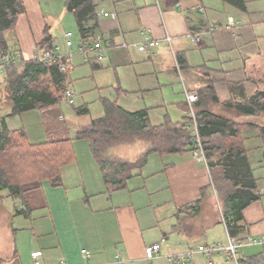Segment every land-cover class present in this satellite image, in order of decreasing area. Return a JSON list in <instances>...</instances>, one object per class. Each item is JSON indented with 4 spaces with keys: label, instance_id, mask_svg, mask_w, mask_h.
<instances>
[{
    "label": "crops",
    "instance_id": "0c3cea01",
    "mask_svg": "<svg viewBox=\"0 0 264 264\" xmlns=\"http://www.w3.org/2000/svg\"><path fill=\"white\" fill-rule=\"evenodd\" d=\"M65 1L22 0L24 12L17 16L13 29L3 32L5 51H19L22 58L30 59L44 37L61 52L66 51L62 45L65 31L61 28L58 32V28L65 20L70 24L74 20L76 25L77 21L73 14L70 19H61ZM93 1L97 15L85 27L88 32L98 31L109 45L110 52L103 60L113 56L114 68L129 65L150 82L154 74L148 72L149 65L154 70L158 66L167 75L174 73L181 80L183 96L184 88L197 93L196 113L205 111L238 123L239 145L259 197L241 210L242 218L237 222L241 230L233 239L241 242L248 236H264V145L259 133L264 118L226 106L227 102L245 103L264 90V0H243L244 10L227 0H159L157 4L154 0ZM104 12H115L116 18L103 17ZM227 18L240 21L242 28L204 36L200 44L187 35L206 24L224 25ZM142 29L158 41L156 47L139 52L144 54L115 47L123 41L143 40ZM166 35L171 37L170 45L164 40ZM81 36L79 33L76 41ZM100 63H83L80 58L76 69L81 64L100 69ZM3 80L0 77V121L3 119L10 130L22 129L30 143L72 139L76 155L62 168L60 185L44 180L23 186L15 196L0 195V218L5 219L0 220V264H29L33 256L42 264H59L61 260L64 264H160V258H145L146 246L159 243L165 258L169 253L223 240L219 233L226 236L223 243L227 242L222 193L211 181L207 159L204 162L194 157L190 149L152 153L125 187L116 189L103 180L89 142L79 145L81 149L75 146L80 144L74 139L79 128L56 119L52 125L55 112L44 108L10 115V102L2 101ZM124 109L134 112L146 108ZM185 113L183 98L178 118H168L184 125ZM163 120L150 123L159 125ZM220 158L218 153L208 156L212 162ZM256 246L263 249L253 255L242 251L251 246L239 248L237 263L220 253L211 263L197 254L201 256L182 264H202L201 260H206L205 264H246L252 256L261 254L264 258V245ZM82 249L88 253L86 261Z\"/></svg>",
    "mask_w": 264,
    "mask_h": 264
},
{
    "label": "trees",
    "instance_id": "16d2710c",
    "mask_svg": "<svg viewBox=\"0 0 264 264\" xmlns=\"http://www.w3.org/2000/svg\"><path fill=\"white\" fill-rule=\"evenodd\" d=\"M227 1L240 10L245 8L243 0ZM65 9L75 16L79 33L82 36L89 33L85 24L97 15L94 1L66 0ZM23 12L22 0H0L2 54L6 53L3 32L13 29L17 16ZM39 47L48 50L52 43L44 37ZM5 70L2 101L10 102V115L56 105L64 96L66 74L56 65L21 57L20 62H14ZM102 105L103 114L80 128L74 139L89 142L103 180L114 188H124L126 181L146 163L150 154L190 149V135L183 124L164 117L162 123L152 125L146 109L131 112L107 99H103ZM226 106L247 115H264V90L257 91L245 103L227 102ZM76 110L79 114L87 112V108ZM196 116L211 181L222 193L226 232L233 238L241 230L237 226L242 218L241 210L259 197L244 149L239 145L238 123L205 111ZM259 133L264 145V125ZM135 141L145 144V149L136 158H125L114 152L117 146ZM212 153L222 154V158L209 161L208 156ZM74 159L72 139L30 143L22 129L10 130L1 119L0 193L5 190L9 196H15L23 186L44 180L58 186L62 181V168ZM260 255L250 257L246 264L264 262Z\"/></svg>",
    "mask_w": 264,
    "mask_h": 264
},
{
    "label": "rangeland",
    "instance_id": "374dc122",
    "mask_svg": "<svg viewBox=\"0 0 264 264\" xmlns=\"http://www.w3.org/2000/svg\"><path fill=\"white\" fill-rule=\"evenodd\" d=\"M66 17H69L70 19V17H73L72 13L67 10L64 11L61 15V19H68ZM63 23V26H59L58 32L61 31V28L65 32L66 30H69L73 34L72 41L76 43L78 41H76V39H78L79 37V30L76 23L74 22V20L72 24L68 23L67 20H65ZM54 30H56L55 27ZM64 43L65 41L63 40V47ZM63 50H65V48ZM129 51L134 50L130 48ZM135 53L144 54L139 52ZM79 57V55L73 56V67L70 73L67 74L69 75L71 81L67 79V81L65 82V88L69 86L70 90L74 94L73 97L67 98L64 94L63 98L58 102V104L44 108V111L49 112L51 114L55 112V116L52 120V125H56L54 122L56 119V121H66L70 126H73L75 129L76 127L80 129L86 126L92 119L100 117L103 114V99L115 101L118 105L129 110L146 108L149 115V121L151 123L160 119L163 120L165 116H169L172 120L178 118L179 110L181 107V101L184 98L182 94L181 80L178 75H175L173 73V75L169 74L171 75L169 76L165 72L160 71L158 66H155L154 70L153 67L149 65L147 66L148 69H150V71L148 72H152V74H154V76L152 77V81L150 82L149 79H145L143 76L141 77L140 74H137L135 72L136 68L129 67V65H127L126 67H120L119 65L114 68L113 56L107 57L105 60L99 61L101 62L100 65L102 64V67L100 69H92L89 64H81V67L76 69L78 67L77 63L81 58ZM137 68L140 69L141 66ZM5 71V68L0 71V77H4ZM156 79H158L159 81L156 82ZM150 88L157 89L155 91H151ZM145 90L150 91V93L144 92ZM69 100H71L72 102H70ZM157 104H160V107H157ZM83 106H87V112L79 114L76 108H83ZM260 115L264 118L263 114ZM76 141L80 143L75 144L76 147H78L79 145H84V142H87L86 139H76ZM79 148L81 149L80 146ZM144 149L145 144L143 142L135 141L132 144L117 146L114 149V152L119 156L133 159L139 156ZM73 150L74 154L76 155L74 148ZM151 157H155L152 158L155 159L154 161L158 159L156 158L157 156ZM6 193L7 192L5 190L1 192V197L2 194ZM0 220L4 221V216L0 218ZM219 234L223 235V240L221 239L211 241L206 244L209 245L213 242H221L222 244H224L223 242L226 240V236H224L223 233ZM262 249V246H251L243 248L242 251L247 253L248 255H253L260 252ZM163 255V252H161V254L159 252V258L162 259L159 263L167 264V260L163 258ZM215 255L217 254H214L213 257ZM200 256L201 255H194V257L190 259V261L192 262L196 257ZM219 256L220 255L215 256L216 259ZM201 263L205 264L206 260H201ZM262 264H264V262H262Z\"/></svg>",
    "mask_w": 264,
    "mask_h": 264
},
{
    "label": "built area",
    "instance_id": "2783aa9c",
    "mask_svg": "<svg viewBox=\"0 0 264 264\" xmlns=\"http://www.w3.org/2000/svg\"><path fill=\"white\" fill-rule=\"evenodd\" d=\"M156 4L159 0H154ZM201 9V8H200ZM103 17L116 18L115 12H104ZM243 24L240 21H236L232 18H227L224 25L218 24H206L203 28L196 31H189L187 35L192 38L197 44L202 42L204 36L213 34L218 31H233L242 28ZM143 40L138 42H121L115 45L119 49L130 48L138 52H148L158 45L156 39L150 38L147 35L146 29L140 31ZM164 40L170 45L171 37L165 36ZM64 46L66 48L65 52H61L58 46H52V48L46 50L43 48L36 49L34 54L30 59L38 61L42 64L56 65L60 71L66 74V81L69 78L67 75L72 70V58L75 55H79L83 63H89L91 61L99 62L104 59L105 53L110 48L109 45L105 44L100 33L98 31H91L85 36H82L76 43L72 41V33L67 31L64 33ZM0 71L4 68L6 69L14 62L21 61V53L19 51L6 52L0 57ZM64 94L67 98L73 97V92L70 90L69 86L65 88ZM198 100L197 93L184 88V101L186 105L184 128L190 135L189 147L194 157L201 158L204 162L206 161L202 140L199 134V123L197 121L195 103ZM72 102L71 100H69ZM224 222V220H223ZM165 238H162L164 240ZM264 245V236H259L256 238L246 237L243 241H235L232 237L227 234V242L222 243H212V244H200L195 247H189L182 252L169 253L164 257L167 260V264H182L194 257V255L202 254L211 263V259L214 254H224L227 258L232 259L234 262H238L237 251L243 246H256ZM159 243H154L145 247V258L148 260H154L159 258ZM83 261L87 260V251L85 249L81 250ZM29 264H42L39 260L35 259ZM59 264H64L61 260ZM84 264H86L84 262Z\"/></svg>",
    "mask_w": 264,
    "mask_h": 264
}]
</instances>
